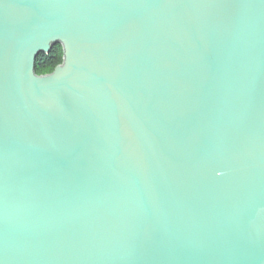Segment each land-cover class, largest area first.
Here are the masks:
<instances>
[{
  "label": "water",
  "instance_id": "water-1",
  "mask_svg": "<svg viewBox=\"0 0 264 264\" xmlns=\"http://www.w3.org/2000/svg\"><path fill=\"white\" fill-rule=\"evenodd\" d=\"M0 264H264V0H0Z\"/></svg>",
  "mask_w": 264,
  "mask_h": 264
},
{
  "label": "trees",
  "instance_id": "trees-1",
  "mask_svg": "<svg viewBox=\"0 0 264 264\" xmlns=\"http://www.w3.org/2000/svg\"><path fill=\"white\" fill-rule=\"evenodd\" d=\"M63 62V49L61 45H55L46 55L41 54L35 60L34 72L37 76L51 74L54 69Z\"/></svg>",
  "mask_w": 264,
  "mask_h": 264
}]
</instances>
